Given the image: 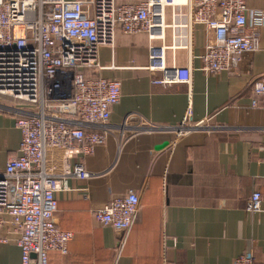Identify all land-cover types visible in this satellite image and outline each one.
<instances>
[{
	"label": "crops",
	"instance_id": "obj_1",
	"mask_svg": "<svg viewBox=\"0 0 264 264\" xmlns=\"http://www.w3.org/2000/svg\"><path fill=\"white\" fill-rule=\"evenodd\" d=\"M130 1L140 0H118ZM248 5L263 8L264 0ZM163 42H171L170 29L154 40L119 30L113 47L100 48L104 68L86 72L121 82L105 141L85 155L47 147L46 183L67 184L55 223L74 233L68 253H50L49 264H234L243 253L264 264V200L261 211L247 210L254 190L264 194V109L251 106L253 83L264 75V26L257 49L220 74L201 68L205 26L195 27L191 52L166 49V69H152L149 46ZM182 66L192 68L190 84L157 82ZM190 104L202 126L177 135ZM22 105L0 96V172L18 153L13 110ZM76 162L92 173L89 179L72 174ZM130 189L139 194L140 214L119 249L121 233L98 224L93 211ZM17 237L11 216L0 214V264H22Z\"/></svg>",
	"mask_w": 264,
	"mask_h": 264
},
{
	"label": "built area",
	"instance_id": "obj_2",
	"mask_svg": "<svg viewBox=\"0 0 264 264\" xmlns=\"http://www.w3.org/2000/svg\"><path fill=\"white\" fill-rule=\"evenodd\" d=\"M197 25L205 26L208 36L200 55L201 68L220 74L237 67L245 53L259 46L264 7L250 8L248 0H0V96L24 104L13 110L18 114L21 141L18 153L9 157L0 172V214L11 216L22 264H49L50 253H68L74 237L73 231L55 223L67 184L46 183L50 173L45 154L47 147L55 146L85 155L105 141L104 126L121 98V82L86 74L90 68H104L100 48L113 47L119 30L130 35L146 33L154 40L164 39L170 29L169 44L149 46L150 68L165 70L166 49L191 52ZM191 81L190 66L175 67L173 78L157 80ZM253 92L251 106L264 109V75L254 81ZM193 121L190 104L177 135L202 126ZM72 174L81 179L92 175L82 162L75 163ZM263 200L264 194L254 190L247 210L261 211ZM139 214L140 198L133 189L93 211L98 224L121 233L119 249ZM234 264L261 263L243 253Z\"/></svg>",
	"mask_w": 264,
	"mask_h": 264
},
{
	"label": "water",
	"instance_id": "obj_3",
	"mask_svg": "<svg viewBox=\"0 0 264 264\" xmlns=\"http://www.w3.org/2000/svg\"><path fill=\"white\" fill-rule=\"evenodd\" d=\"M162 146H163V145H162ZM162 146H161V147H162Z\"/></svg>",
	"mask_w": 264,
	"mask_h": 264
}]
</instances>
